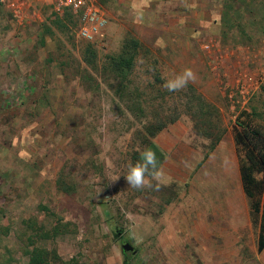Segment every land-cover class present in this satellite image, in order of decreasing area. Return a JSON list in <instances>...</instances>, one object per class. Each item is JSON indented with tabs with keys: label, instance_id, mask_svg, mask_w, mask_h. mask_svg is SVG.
Instances as JSON below:
<instances>
[{
	"label": "rangeland",
	"instance_id": "rangeland-1",
	"mask_svg": "<svg viewBox=\"0 0 264 264\" xmlns=\"http://www.w3.org/2000/svg\"><path fill=\"white\" fill-rule=\"evenodd\" d=\"M97 2L108 26L93 68L88 43L58 28L48 3L27 0L15 13L0 2V264H29L34 248L49 253L47 264H260L261 216L254 222L243 191L246 157L234 134L264 126V0ZM131 37L144 46L131 77L147 102L140 112L104 69ZM185 68L195 82L167 91L165 79ZM189 87L220 123L196 121ZM157 115L178 116L157 138L182 143L163 150L158 191L133 189L124 177L142 149L138 131ZM210 125L223 138L206 157L213 140L198 128ZM256 179L264 204V173ZM213 214L220 238H196L188 221Z\"/></svg>",
	"mask_w": 264,
	"mask_h": 264
},
{
	"label": "trees",
	"instance_id": "trees-1",
	"mask_svg": "<svg viewBox=\"0 0 264 264\" xmlns=\"http://www.w3.org/2000/svg\"><path fill=\"white\" fill-rule=\"evenodd\" d=\"M51 16L54 18V24L58 28L63 30L68 29L71 31L76 29L78 30L79 15H76L71 11H66L62 16L56 15L54 13ZM47 31V33L51 32L49 29ZM143 49L144 46L138 39L133 37L128 38L126 39L121 52L117 55L110 56L106 64H104V69L106 72L113 75L114 79L118 80L117 91L121 101L129 99V104H131V102L135 103L133 106L128 104L130 109L133 110V108L139 107L137 108L139 112L143 110V104H146L147 102L144 100L145 98L143 96L136 93L139 89L133 88L132 90L133 80L131 77L135 71L137 62L141 53L143 52ZM97 58L98 53L95 50L94 44L88 43L84 56L86 64L91 68L95 67ZM187 97L190 99L192 105L194 104L195 106L193 110V116L196 121L216 118L217 122H221L220 111L209 105L205 98L194 88H188ZM141 114V118L146 116L144 111H142ZM177 117L178 116H175L173 119L171 118L170 120H165L157 115V118L154 122L144 125L143 129L138 131L142 149L137 153V155H135V158L133 159L136 163L140 161V153L142 151L145 149H151L156 153L158 167H162L166 161L167 154L156 144L155 139L170 124L175 123ZM198 132L199 134H202L205 137H209V139L213 140L212 145L206 154V157H208L222 141L223 130L220 127H214L210 125L206 128H200V130L198 128ZM234 141L237 148L242 147V149L245 151L246 160L245 163L240 167V175L244 192L246 197L249 199L251 215L254 219V222L257 223L258 216H261L260 235L258 238V252L261 253L264 250V204H261V201L256 198L255 190L258 187L260 188L262 183L257 181L256 175L264 173V126L251 130L248 127H242V130L235 132ZM62 190H66V188H63ZM33 224L34 222H32V225ZM26 226L27 229H32V231L34 230L31 228L30 223H27ZM55 230L57 233L61 232V229L58 227H55ZM28 255L30 257L29 264H47L50 256L46 250L40 248H34L32 251L28 252ZM131 259L133 261L130 260V262L127 264H142L134 256Z\"/></svg>",
	"mask_w": 264,
	"mask_h": 264
},
{
	"label": "built area",
	"instance_id": "built-area-1",
	"mask_svg": "<svg viewBox=\"0 0 264 264\" xmlns=\"http://www.w3.org/2000/svg\"><path fill=\"white\" fill-rule=\"evenodd\" d=\"M48 3L52 13L62 16L66 11L79 15L78 37L94 44L102 40L108 26V18L97 0H35ZM15 13L25 5L27 0H0Z\"/></svg>",
	"mask_w": 264,
	"mask_h": 264
},
{
	"label": "clouds",
	"instance_id": "clouds-1",
	"mask_svg": "<svg viewBox=\"0 0 264 264\" xmlns=\"http://www.w3.org/2000/svg\"><path fill=\"white\" fill-rule=\"evenodd\" d=\"M142 62V61H141ZM196 74L190 68H185L179 74L166 78L163 87L169 92L180 91L188 85L195 82ZM166 174L162 167H158L156 153L151 149H145L140 153V161L130 164L125 178L128 186L133 189L142 190L145 188L159 190L161 185L165 184ZM116 180L119 177L115 178ZM152 181H155L153 185Z\"/></svg>",
	"mask_w": 264,
	"mask_h": 264
},
{
	"label": "crops",
	"instance_id": "crops-1",
	"mask_svg": "<svg viewBox=\"0 0 264 264\" xmlns=\"http://www.w3.org/2000/svg\"><path fill=\"white\" fill-rule=\"evenodd\" d=\"M163 133V132H162ZM182 143V141L180 140V139H178V138H176V139H172L171 141H170V144H168V145H165V144H163L162 143V141H160V138H157L156 139V144L162 149V150H164V151H166L167 153H170L171 151H172V149H174L175 147H177L178 146V143ZM236 145V144H235ZM216 150V149H215ZM214 150V151H215ZM213 151V152H214ZM213 152L210 154V156L213 154ZM240 180H241V175H240ZM241 182H242V180H241ZM243 185V184H242ZM243 191H244V189H243ZM245 193V192H244ZM246 195V194H245ZM233 214V210H231V213H230V215H232ZM214 215V214H213ZM225 216L224 217H226V216H228L227 214H224ZM243 215V214H242ZM244 215H245V213H244ZM243 215V216H244ZM216 217H217V214H215L214 215V221L212 220L211 222H206V224H202V223H198V222H196V223H194V224H191V221H188V226H191V227H193V229L195 230L194 231V234H195V236H196V238H201V236L204 234V235H206V236H203L204 238H220V235L219 236H217L218 235V232L220 233V231H218V228H220V227H222L223 225H218V224H220V223H218L217 222V220H216ZM178 220V219H177ZM210 221V220H209ZM187 222V221H186ZM175 225H177V228H182V227H185V226H187V225H185V223L183 224V223H180V221L178 220L177 221V223H175ZM180 227H179V226ZM228 228V227H227ZM225 229V232L227 231L228 232V229ZM201 230H204V232H202ZM189 232V231H188ZM182 233H185V231H182ZM188 235H190V234H188ZM194 236V235H193ZM192 237V236H191ZM258 253V250L255 252V254H257ZM259 254V258L257 257V255ZM257 255H256V259H258V262L260 263V264H264V250L261 252V253H258Z\"/></svg>",
	"mask_w": 264,
	"mask_h": 264
},
{
	"label": "water",
	"instance_id": "water-1",
	"mask_svg": "<svg viewBox=\"0 0 264 264\" xmlns=\"http://www.w3.org/2000/svg\"><path fill=\"white\" fill-rule=\"evenodd\" d=\"M122 251L124 253H132L133 255L137 254V250H135L134 246H132V244L130 242H125L122 245Z\"/></svg>",
	"mask_w": 264,
	"mask_h": 264
},
{
	"label": "flooded vegetation",
	"instance_id": "flooded-vegetation-1",
	"mask_svg": "<svg viewBox=\"0 0 264 264\" xmlns=\"http://www.w3.org/2000/svg\"><path fill=\"white\" fill-rule=\"evenodd\" d=\"M119 237L121 238V237H122V235L120 234V235H119ZM125 242H128V241H124V242H123V244H124ZM123 244H122V245H123ZM135 250H136V248H135Z\"/></svg>",
	"mask_w": 264,
	"mask_h": 264
}]
</instances>
